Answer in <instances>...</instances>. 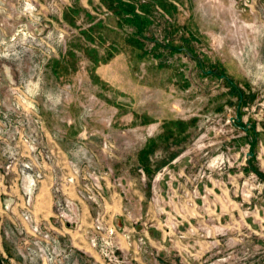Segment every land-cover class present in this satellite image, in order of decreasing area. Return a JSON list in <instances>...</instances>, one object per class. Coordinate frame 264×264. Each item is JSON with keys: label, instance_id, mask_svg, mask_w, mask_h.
Returning a JSON list of instances; mask_svg holds the SVG:
<instances>
[{"label": "rangeland", "instance_id": "rangeland-1", "mask_svg": "<svg viewBox=\"0 0 264 264\" xmlns=\"http://www.w3.org/2000/svg\"><path fill=\"white\" fill-rule=\"evenodd\" d=\"M60 2L27 52L0 12V110L44 159L22 196L61 247L28 255L20 208L0 264H264V0ZM47 167L92 255L34 216Z\"/></svg>", "mask_w": 264, "mask_h": 264}, {"label": "built area", "instance_id": "built-area-1", "mask_svg": "<svg viewBox=\"0 0 264 264\" xmlns=\"http://www.w3.org/2000/svg\"><path fill=\"white\" fill-rule=\"evenodd\" d=\"M62 0H48L47 3L43 4L37 0H0V12H6V10L11 9L13 11L19 12L21 15L20 20V39L23 44L20 45V50L24 52L32 50L36 43V35L38 30H49V33L56 31L54 22L50 18L54 13L61 14L63 10V4L60 2ZM49 8L52 12L48 17L44 16L43 10ZM25 20V21H22ZM46 23H52V29L46 27ZM61 34V33H60ZM13 38H15L13 36ZM55 46L51 48L54 52ZM8 45L5 39L0 40V56H8L10 52L8 51ZM20 50L16 51L15 55L20 53ZM13 50L10 54L13 57ZM19 58V57H16ZM2 107L0 110V183H2L6 176L13 172L14 170L20 176L22 181L24 178L29 180L30 186H35L38 178H41L40 174L36 172L39 169L40 161H38V156L43 158V154L36 148V143L39 140L31 133H27L28 136H20V119L19 115L11 117L9 114L18 113L20 106ZM34 125L40 124L39 120L33 123ZM20 142L21 145H20ZM22 151L26 152L25 155ZM46 161V159H45ZM30 189L28 190L26 201L24 202V207L21 212L22 219L28 224L29 234L31 239L26 244L25 249L28 255L37 256L41 255L46 250H49L51 246H56L60 249L58 245L59 239L56 233L54 234L50 228L45 225L41 226L37 223L30 212ZM64 207V203L56 201V207L59 208V213L56 214L55 218L59 219L62 224H68L71 218H73L74 213L71 212V208L67 205ZM66 210H65V209ZM100 228V226H98ZM94 245V243H92Z\"/></svg>", "mask_w": 264, "mask_h": 264}, {"label": "crops", "instance_id": "crops-1", "mask_svg": "<svg viewBox=\"0 0 264 264\" xmlns=\"http://www.w3.org/2000/svg\"><path fill=\"white\" fill-rule=\"evenodd\" d=\"M6 77V76H5ZM62 164V165H61ZM64 162L60 163L59 167L63 168ZM46 178H44L35 192L33 200V212L37 219L45 220L62 238L70 240L72 245L83 252H89L91 254L92 248L86 242L84 238V230L79 233L75 228L66 226H59L55 222L53 216L54 200L52 196V171L50 167H47ZM65 184V183H64ZM1 185V184H0ZM23 185L20 180V176L14 170L8 174L0 186V257L9 258L10 243L5 238L4 229L11 228L12 225L20 221V226L25 225L19 217L20 208L24 207ZM63 191L66 189L63 186ZM69 196L73 195V191L69 187L67 190ZM27 229V228H26ZM92 255V254H91ZM12 258H9L11 260Z\"/></svg>", "mask_w": 264, "mask_h": 264}]
</instances>
